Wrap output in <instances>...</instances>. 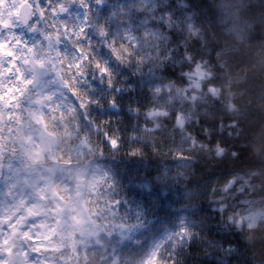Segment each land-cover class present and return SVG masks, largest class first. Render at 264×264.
<instances>
[{"label": "clouds", "instance_id": "9594fccd", "mask_svg": "<svg viewBox=\"0 0 264 264\" xmlns=\"http://www.w3.org/2000/svg\"><path fill=\"white\" fill-rule=\"evenodd\" d=\"M0 264H264V0H0Z\"/></svg>", "mask_w": 264, "mask_h": 264}]
</instances>
